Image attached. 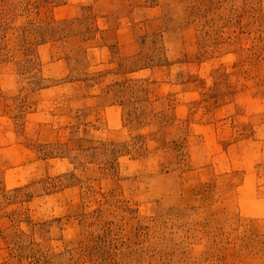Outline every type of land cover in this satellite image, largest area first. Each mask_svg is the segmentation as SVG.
<instances>
[{
	"label": "rangeland",
	"instance_id": "obj_1",
	"mask_svg": "<svg viewBox=\"0 0 264 264\" xmlns=\"http://www.w3.org/2000/svg\"><path fill=\"white\" fill-rule=\"evenodd\" d=\"M0 264H264V0H0Z\"/></svg>",
	"mask_w": 264,
	"mask_h": 264
}]
</instances>
